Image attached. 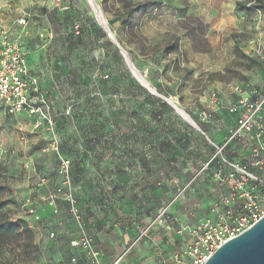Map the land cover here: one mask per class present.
Returning <instances> with one entry per match:
<instances>
[{
    "label": "rangeland",
    "instance_id": "374dc122",
    "mask_svg": "<svg viewBox=\"0 0 264 264\" xmlns=\"http://www.w3.org/2000/svg\"><path fill=\"white\" fill-rule=\"evenodd\" d=\"M93 1L139 75L187 113L202 132L203 123L193 113L205 110L208 96L216 93L232 102L234 88L241 86L264 93V49L255 50L250 44L258 41L264 46V0L256 2L257 8L250 12L237 13L226 5L227 0ZM19 20L25 24L19 25ZM74 25L81 27L80 35L69 33ZM3 29L26 41L32 71L52 103L55 121L53 131L43 134L34 130L24 114L8 115L0 105V203L4 215L13 221L23 219L27 215L25 198L37 176L43 177L47 166L59 167L52 136L61 131L93 133L99 128L104 132L100 147H109L111 152L108 157H98V162L113 166L105 174L115 178V207L122 208L124 195L131 201L130 234L116 257L123 255L125 264H169L174 255L185 258L194 231L207 220L220 222L213 205L221 196L231 195V186L219 181L214 172L209 174L205 165L210 160L180 173L166 167L160 156L144 158L150 162L143 165L140 157L127 156L123 125L116 129L115 139L108 140L107 125L81 124L79 103H166L137 81L88 1L0 0V31ZM47 30L54 35L51 41ZM71 105V114L65 119L64 111ZM170 112L186 121L171 108ZM84 116L89 117L90 112ZM191 129L207 143L198 129ZM241 144L246 145L245 141ZM218 211L222 214V206ZM33 245L36 252L18 246L11 238L8 248L0 252V264H55L54 245L43 246L35 234Z\"/></svg>",
    "mask_w": 264,
    "mask_h": 264
},
{
    "label": "crops",
    "instance_id": "0c3cea01",
    "mask_svg": "<svg viewBox=\"0 0 264 264\" xmlns=\"http://www.w3.org/2000/svg\"><path fill=\"white\" fill-rule=\"evenodd\" d=\"M87 1H91L94 6V8L91 7L89 3L98 24L105 28L97 19V13L102 19L103 17L95 2ZM242 1L245 0H227L226 5L235 12L236 3ZM33 24L36 25L35 22ZM31 28L35 29L33 26ZM44 32L48 34V30ZM29 61L32 68L30 58ZM131 70L137 81L147 89L139 73L133 67ZM211 101V97L208 96L204 109L211 106ZM78 106H80L78 116L82 121L81 124L88 121L92 125H107L108 140L115 139L116 129L123 125L125 152L127 156L140 157L143 165L150 162L146 160L151 156L153 158L160 156L164 159L166 167L170 166L168 168L172 171L180 173L191 171V165L196 167L202 161L211 160L208 172L212 174L216 169L224 172L228 170L220 164L223 157L237 162L244 153L241 142L233 141L224 148L221 155L216 156V147L223 145L229 131L235 125V117L225 111L217 114L214 120L203 119L201 113L204 110L201 113H193L194 119L203 123L202 134L207 141L204 143L192 131L190 119L186 113L176 112L170 103L94 102L79 103ZM170 108L187 122L174 117ZM89 112V117L84 116ZM169 118L171 121H167ZM91 129L94 130V128ZM44 132L41 130L40 133L44 134ZM101 136H104V132H99V128L98 132L93 133L82 131L73 135L67 131H61L60 134L55 135L59 140L62 158L70 162L69 183L63 182L60 164L57 169L47 166L44 169V176H37L35 186H32L25 198L27 215H24L23 219L43 246L54 245L55 264H73L69 262V257L75 256L78 251L71 249L69 243L79 239L82 231L93 237L94 244L101 251L102 261L105 264L121 253L122 247L128 241L130 234L128 224L132 220L131 201L124 195L122 208L115 207L118 202L115 203L113 189L115 178L105 174L109 173L113 166L108 162H98V157H108L111 152L109 147H100L98 141H101ZM133 144H135L134 149ZM68 195L74 199L76 208L79 210V226L82 231L76 228L77 225L71 219L69 204L66 200ZM78 262L77 264H85L82 257Z\"/></svg>",
    "mask_w": 264,
    "mask_h": 264
},
{
    "label": "built area",
    "instance_id": "2783aa9c",
    "mask_svg": "<svg viewBox=\"0 0 264 264\" xmlns=\"http://www.w3.org/2000/svg\"><path fill=\"white\" fill-rule=\"evenodd\" d=\"M18 24L23 26L24 20ZM81 27H70V34L80 35ZM54 35L48 33V41ZM255 50H263L258 41L250 42ZM27 43L20 35H10L4 29L0 31V105L8 115L24 114L31 122L34 130L50 133L55 121L51 114L52 103L37 76L32 71ZM107 76H105L106 78ZM234 100L225 102L216 93L212 94L211 106H208L201 117L214 120L221 111L235 117V125L220 147H216V156L221 155L224 148L233 141L246 143L244 153L238 160L222 158V164L228 169H216L215 176L219 181L231 186L230 196L223 195L213 210L219 214L220 222L207 220L192 234V243L188 246L185 258L177 255L171 257L172 264H204L207 258L223 243L236 237L252 227L264 216V93L256 88L235 87ZM72 105L64 111L68 117ZM52 150L60 160L61 174L64 183H69L70 162L60 154L59 140L53 136ZM211 160L205 165L209 170ZM69 213L76 228L82 231L79 224V210L74 199L68 195ZM222 206V214L219 209ZM32 211V210H30ZM77 252L70 256L71 262L77 263L82 257L85 264H103L101 251L95 246L93 237L82 231L79 239L69 243ZM111 264H125L123 255L114 259Z\"/></svg>",
    "mask_w": 264,
    "mask_h": 264
},
{
    "label": "water",
    "instance_id": "95a60500",
    "mask_svg": "<svg viewBox=\"0 0 264 264\" xmlns=\"http://www.w3.org/2000/svg\"><path fill=\"white\" fill-rule=\"evenodd\" d=\"M104 21L107 23L106 20ZM104 33L118 48L125 62L135 68L128 53L118 43L112 31L107 28V30H104ZM153 91V94L163 99L166 103H170L176 112L181 111L182 113H185L168 98L158 94L155 89H153ZM149 92L152 93L150 90ZM186 115L189 117L187 113ZM189 119L191 126L203 133L190 117ZM204 264H264V216L252 227L219 246L207 258Z\"/></svg>",
    "mask_w": 264,
    "mask_h": 264
},
{
    "label": "trees",
    "instance_id": "16d2710c",
    "mask_svg": "<svg viewBox=\"0 0 264 264\" xmlns=\"http://www.w3.org/2000/svg\"><path fill=\"white\" fill-rule=\"evenodd\" d=\"M259 1L260 0H245L237 2L235 10L250 12V8H257L255 4ZM249 4L251 7H247ZM258 7L260 8L261 6L259 5ZM2 207L3 205L0 203V252L2 253L8 248L9 240L11 238H14L18 243V246H22L23 248L32 247L36 252L38 248L36 245H33L34 232L29 228L27 222L24 219H17L15 221L8 219L4 215Z\"/></svg>",
    "mask_w": 264,
    "mask_h": 264
},
{
    "label": "bare ground",
    "instance_id": "6f19581e",
    "mask_svg": "<svg viewBox=\"0 0 264 264\" xmlns=\"http://www.w3.org/2000/svg\"><path fill=\"white\" fill-rule=\"evenodd\" d=\"M88 3H90L91 7L94 8V6H93V4L91 3V1H88ZM97 19H98L99 23H100L102 26H105V28H104V27H101L102 30H103V31H104L105 29L107 30V28H108L107 24L104 25L105 23H104L103 19L100 17V15H99L98 13H97ZM128 65H129V64H128ZM129 67L131 68L130 65H129ZM133 69H134L135 71H137L134 67H133ZM142 80H143V82L145 83V85H146L145 87L147 88V90H148V91L150 90L152 93H154L153 89L147 85V83L144 81L143 78H142ZM143 86H144V85H143ZM180 112H181V111H180ZM180 112H178V113H180ZM188 118H189V117H188Z\"/></svg>",
    "mask_w": 264,
    "mask_h": 264
}]
</instances>
